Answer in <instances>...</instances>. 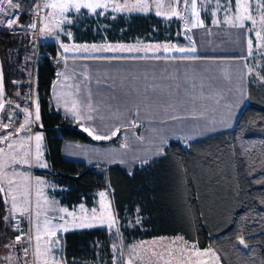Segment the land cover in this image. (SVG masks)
Listing matches in <instances>:
<instances>
[{"label":"trees","instance_id":"obj_1","mask_svg":"<svg viewBox=\"0 0 264 264\" xmlns=\"http://www.w3.org/2000/svg\"><path fill=\"white\" fill-rule=\"evenodd\" d=\"M106 22L111 42H183L178 22L154 15H121ZM89 33L75 42L95 41ZM28 41L26 36L0 32L4 88L26 74L16 57ZM58 53L57 45L41 43L35 67L37 128L43 134L47 176L62 189L56 196L68 208L91 206L93 194L107 190L118 227V235L93 228L59 236L66 258L93 261L97 244L105 257H112L110 248L116 245V259L123 262L120 251L133 241L181 236L199 249H210L220 264H264V66L261 83L247 78V102L232 130L188 144L171 140L162 156L127 171L118 165L88 167L62 159L65 141L116 145L118 136L96 142L54 109L50 99ZM5 210L0 194V245L13 235L11 222L3 221Z\"/></svg>","mask_w":264,"mask_h":264},{"label":"rangeland","instance_id":"obj_2","mask_svg":"<svg viewBox=\"0 0 264 264\" xmlns=\"http://www.w3.org/2000/svg\"><path fill=\"white\" fill-rule=\"evenodd\" d=\"M132 14L154 15L164 20L178 22L183 42L174 43L179 48L171 49L170 43L151 42L152 46L147 47L148 40L145 39L129 42L108 40L106 36L110 26L106 20L112 21L118 16ZM202 24H219L240 29L233 32L236 38L232 42L218 43L222 45L210 50L216 55L240 56L245 53L243 36L244 38L246 36L247 78L254 83L262 82L260 71L264 66V0H50L43 9L38 36L34 39L29 38V43L25 48L21 47L20 55L16 58H21L22 65H19L21 70L29 69L32 60L34 64L32 69H34L41 43L57 45L64 56L101 58L145 57L159 53L186 55L189 51L186 52L184 46L188 44L191 28ZM241 28L245 32H241ZM89 29L92 32L89 35L95 41L75 42L77 37H84V32ZM13 54L15 55L16 52ZM9 58L11 62L15 59L14 56ZM210 66L209 74L220 73L225 78L229 71L233 70L228 65ZM242 79V83L236 80L224 83L227 86L226 94L222 96L221 101L217 100L214 103L220 102L222 117L225 116L226 122L223 118L221 122L209 118L210 121L205 119L197 124L195 120H188L189 114L185 112L187 108H201L208 101L211 103V94L201 96L195 94L192 97H184L183 101L180 97L176 102L167 101L164 97L163 103L152 105L153 108L150 109L145 108L143 113L137 115L142 119L140 122L146 124H148L146 120L152 117L155 119L149 121L148 128L139 137L136 132H140L141 129L138 130L135 126L129 112L135 103L120 105V108L114 107L109 120L119 123L117 132L121 129V137L127 144L119 145L121 140L117 137L116 145L119 147V152L97 154L92 156L90 161L104 166L111 164L110 162H118L131 171L136 165L162 156L169 135L173 133L189 131L192 139H200L232 130L246 105V82L243 74ZM195 81L198 82L196 79ZM198 87L203 88L204 85L198 83ZM186 91H189L188 84L182 87V92ZM160 106H166L170 110H163ZM157 107L160 109L159 112L156 111ZM28 119L25 114L22 127L25 140L19 143L18 147L13 145L15 150L7 153V156L0 155V163L4 161V157L11 162L3 170L0 180V194L6 206L3 221L11 222L12 229L13 220L19 218L24 226L23 237H17L12 231V237L7 238L5 243L0 245V264H213L217 262V257L210 249H199L196 244L180 236L133 241L123 250L121 247L119 249L121 257L125 259L123 262L116 259L117 247H119L116 245L110 248L112 257H105L101 244H97L96 259L93 261L66 258L59 236L67 232L99 228L118 235L109 193L107 190L94 193L91 206L82 203L68 208L61 204L56 194L62 189L46 175L50 172V168L45 156L43 134L37 129L40 124L38 109L35 108L32 121ZM129 124L132 128H129ZM152 127L157 128L155 135L151 132ZM178 135L181 134L175 135L174 138H178ZM147 136L155 137L150 144L147 143L149 142ZM85 162L88 163L87 159Z\"/></svg>","mask_w":264,"mask_h":264},{"label":"crops","instance_id":"obj_3","mask_svg":"<svg viewBox=\"0 0 264 264\" xmlns=\"http://www.w3.org/2000/svg\"><path fill=\"white\" fill-rule=\"evenodd\" d=\"M239 30L219 24L197 25L191 28L188 44L184 46L186 52L189 51L186 55L159 53V55L152 54L145 57L99 58V56H64L59 50V55L54 61L56 74L51 87V104L56 111L77 122L80 128L87 131L94 141L106 142L118 136L121 140L119 145L126 141L121 137V129L117 132L120 127L119 123L109 120V118L114 107L120 108V105L126 106L135 103L129 112L135 126L138 130L141 129L140 132H136L139 137L148 128L149 121L155 119L152 117L146 120L148 123L146 124L140 122L142 119H139L137 115L143 113L145 108L150 109V107L153 108L152 105L163 103L164 97L167 101L176 102L180 97L183 101L184 97H192L195 94L196 96L211 94V103L208 101L201 108H187L185 112L189 114L188 120H195V124H197L205 119L209 120V118L221 122L223 118V121L226 122L225 116L222 117L223 111L220 102L214 103L217 100L221 101L222 96L226 94L227 86L224 83L232 80L242 83V74L246 82L245 103L247 102V38L243 36L245 53L240 56L216 55L210 49L221 46L225 42H232L236 38L233 32ZM242 31L245 32L244 29ZM147 43V47L152 46L151 41H147ZM158 43L169 44L170 42ZM170 44H172L171 49L179 48L174 43ZM210 65H228L234 71H229L225 78L220 73L209 74ZM33 66L32 60L30 68H25L29 71H26V74H21L17 79L11 80L7 88H4L2 79H0V155L7 156V153L15 150L13 145L18 147L17 145L25 140L22 135L24 115L27 114V119L30 116L28 120L32 121L34 110L38 109L35 67L32 69ZM234 66L235 68H233ZM201 69L203 70L200 73ZM198 83L204 87L199 88ZM184 84H188L189 91L182 92ZM160 107L163 110H170L166 106ZM178 109L181 111L180 108ZM156 111H160L159 107ZM217 118L220 119L217 120ZM129 128H132L131 124H129ZM156 129L152 127L153 135L157 133ZM177 134L182 136L178 135V138H174ZM177 134L169 135V140L166 143L174 140L188 144L203 139H192V134L190 135L189 131ZM154 138V136H147L149 141L147 143L150 144ZM118 148V145L101 146L65 141L61 145V157L69 162L81 163L88 167L118 165L129 171V168L118 162H110L111 164L104 166L90 161L92 156L97 154L119 152ZM85 159L88 163L85 162ZM8 164H11L10 160L4 157V161L0 163V180L3 170ZM216 261L213 264H220L218 260Z\"/></svg>","mask_w":264,"mask_h":264},{"label":"built area","instance_id":"obj_4","mask_svg":"<svg viewBox=\"0 0 264 264\" xmlns=\"http://www.w3.org/2000/svg\"><path fill=\"white\" fill-rule=\"evenodd\" d=\"M50 0H0V32L34 39L40 32L43 9ZM12 231L23 237L21 219L12 222Z\"/></svg>","mask_w":264,"mask_h":264}]
</instances>
